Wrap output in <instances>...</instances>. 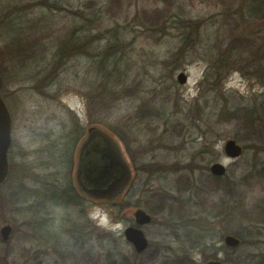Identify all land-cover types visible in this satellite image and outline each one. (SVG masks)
<instances>
[{
	"label": "rangeland",
	"instance_id": "obj_1",
	"mask_svg": "<svg viewBox=\"0 0 264 264\" xmlns=\"http://www.w3.org/2000/svg\"><path fill=\"white\" fill-rule=\"evenodd\" d=\"M36 1L0 0V66L8 71L0 69V74L12 119L8 161L27 167V176L14 169L0 191L9 201L0 226L12 227L9 241H0V264L6 254L9 264H177L188 259L203 264L211 255L254 264L264 253V140L253 139L240 114L263 117L264 75L246 61L221 70L225 76L214 84L205 75L212 61L209 48L227 49L232 31L263 40L264 9L250 10V0H175L163 31L141 23L140 8L158 5L152 0H124L112 13L104 12L110 0H49L53 7L62 6L54 10ZM88 2L92 5L86 9ZM77 8L96 20L94 29L87 23L78 32L82 39L109 30L96 41V51L107 42L121 48L108 59V70L115 67L110 78H123L113 90L119 96L97 108L96 121L117 136L133 171L123 207L82 197L73 204L59 194L70 184L79 193L74 175L80 144L71 142L76 134L80 140L85 136L90 122L85 95L89 82L101 80L89 55L67 56L57 64L56 52L85 22L71 13ZM181 18L200 20V42L177 54L185 35ZM19 49L25 50L26 61ZM20 67L51 80L41 88L20 81ZM181 71L184 83L176 78ZM228 139L243 147L239 157L224 153ZM190 162L192 170L184 167ZM213 162L226 168L219 181L209 171ZM157 194L166 196L174 212L150 213ZM137 205L153 219L143 226L149 246L142 255H135L123 235ZM233 231L248 242L225 245L223 236ZM188 252L192 258L183 256Z\"/></svg>",
	"mask_w": 264,
	"mask_h": 264
},
{
	"label": "trees",
	"instance_id": "obj_2",
	"mask_svg": "<svg viewBox=\"0 0 264 264\" xmlns=\"http://www.w3.org/2000/svg\"><path fill=\"white\" fill-rule=\"evenodd\" d=\"M48 1L49 0H37L35 3L47 7L49 10H54L56 8L58 9L62 8V6H58V5H54L53 7L48 3ZM123 1L124 0H110V6L107 5V7L104 9V12L112 13L111 9L113 8V6L114 5L121 6ZM129 1L131 0H126V3ZM152 1L154 2L153 4H158V5L160 2L164 3V7L162 9H160L158 5H154L155 7H152V8L141 7L140 8V10H142L141 11V15H142L141 23L145 24L146 22H150V24L158 26L163 31H166L164 30L162 21L163 20L166 21V18L168 17L167 12L174 5L175 0H152ZM89 4H91V2H88L86 4V9H89L90 7ZM249 9L252 11L264 9V0H250ZM71 13L77 15L78 17L84 18L85 22H83L80 25H77L76 28L78 30H75L76 35H74L72 39L69 37V39L66 40L65 43L59 48V51L56 52V54L59 53L57 56L58 59L56 61H57V64H59V62L62 63L67 56H72V55L76 56V55H81V54L89 55V57H91V59L94 60L92 65L93 64L96 65L97 71L99 72L101 80L97 82L96 85L91 84L89 82V91L85 95L86 101H87V107L89 109V121H90L89 125H98L102 127L103 129H105L103 126L98 124V122L96 121L97 111L99 110L97 108H102V106L108 104L109 101H112L113 99L116 100L119 96V94L113 93V90H114V87H117L120 84L123 78L117 77L113 80L110 78V76L111 75L113 76V73L115 72V67L114 69L108 70V66H109L108 59L121 48L119 47V45H117L114 42H107L106 45L100 51H96V48L98 46L96 45V41L106 36L109 30L104 31V32H98L97 34L95 33L89 34L87 38L85 37L86 35L85 34L82 39V37L78 35V32L86 28L87 23H89L90 30L92 28L94 29L95 22H96L94 18V14H91L88 17L84 13V11H82L80 8H77V11H73ZM5 18L8 19L9 16H5ZM3 20L4 19H1L0 25L3 23ZM179 21L181 23V26L185 29L183 32L185 33V35L183 36V42L180 45L179 49L177 50V54H182L184 50H186L187 47H190V46L194 47V45L196 44L195 42L197 41L200 42L199 30L201 27L200 26L201 22L200 20L196 21V20H191V19H186V18L185 19L181 18ZM115 30L117 29L116 28L113 29V31ZM259 37L261 38V36ZM263 40H261L262 41L261 42L258 39V37L254 33H251V32L235 34V32L232 31V33H230V40L229 42H227L228 44L227 49L223 51L222 49L217 50L216 46H211L209 48L208 51L211 52L210 59L212 61L211 63H209L210 64L209 71L207 75H205V79L212 80L213 84L216 83L221 77L223 78L225 76L224 71H222L223 72L222 74L221 70H225L229 66L235 64L237 61L248 62L247 63L248 65L255 66L257 68L256 70H258L259 72L261 70L264 75V41ZM6 48H8V45L6 46ZM19 50H20V53H18V56L22 60L26 61L28 57H26L25 55V50L24 49H19ZM232 56H234L233 59H232ZM55 67L56 66L53 67L54 70H55ZM20 68H21V71L17 72V75L21 76L19 80L23 82L29 81L32 83V86H35L37 88L39 87L41 88L42 86H44L51 80L50 78L48 81H44L45 78H47V76L41 77L39 76V73L29 74V73L24 72L25 69H23V67H20ZM0 69L1 71L5 72L4 70H2L1 66H0ZM7 72L8 71H6L5 73L7 74ZM23 72L24 74H22ZM123 74H125L126 76L125 69H124ZM2 96L5 100L3 89H2ZM262 106H263V109H262L263 117L249 115L248 112H244L242 113V115L240 114V117L244 119L242 121L243 124H245L246 127L249 128L248 132L250 131L251 136H254L253 139L261 140V141L264 140V103H262ZM114 137L116 138L117 136L114 135ZM80 139H81L80 134H76V136H74L73 143L71 142V145L74 147L75 145L78 144ZM260 147L264 149V143ZM192 165L193 163L190 162L186 164L184 167L192 170L193 168ZM14 169H17V171L20 172L21 176H27L26 166L17 167L16 164L10 161L9 162V172H8L6 180L0 185V191L4 185H7V183H9V179L12 176ZM213 179L216 181H219L221 177L214 176ZM185 183H186V187L190 185V180L188 179V177H186ZM225 190L229 191L230 189L226 188ZM59 194H61V196L68 195L70 197L68 199L73 204L74 203L78 204V201L81 198V195L77 193L76 189L72 186V184L63 186L62 188L60 187ZM156 196H157L156 199L152 200L153 203L148 208L150 213L152 214L158 213L160 211L165 210L166 208H168L171 211H174L173 206L171 205L170 207V205L167 204V201H165L166 196L164 194H157ZM8 203L9 201L5 199L3 194L0 193V215H1L2 210L5 208V206L8 205ZM244 213L247 216H249V213H246V212ZM261 217H264L263 213ZM233 235H235L236 237L240 239V243L238 246L248 242V240L245 238V236L241 232L233 231ZM0 241H2L1 238H0ZM7 255L8 254H6V258L3 256L5 264H9ZM213 257L216 258V256H213ZM184 261L185 260L183 261L181 260V262H184ZM223 261L232 262L234 264L235 262H238V260L236 259L234 260V258H231L228 256ZM254 264H264V253H259L256 255Z\"/></svg>",
	"mask_w": 264,
	"mask_h": 264
},
{
	"label": "water",
	"instance_id": "obj_3",
	"mask_svg": "<svg viewBox=\"0 0 264 264\" xmlns=\"http://www.w3.org/2000/svg\"><path fill=\"white\" fill-rule=\"evenodd\" d=\"M177 81L184 83L186 74H177ZM3 78L0 74V185L6 180L9 172L8 150L11 145L12 119L7 104L2 96ZM229 158L241 155L243 147L234 139H228L223 146ZM209 171L214 176H222L226 172L221 162H213ZM133 171L125 158L116 138L98 125H89L82 139L76 158L74 181L81 196L94 201H105L115 205L129 185ZM137 226H128L124 230L125 239L137 252L147 248L148 239L141 226L148 224L152 216L145 209L138 207L133 212ZM12 231L10 223L0 226V238L8 242ZM223 242L229 247H236L240 239L232 234H225ZM204 264H234L220 259L207 260Z\"/></svg>",
	"mask_w": 264,
	"mask_h": 264
},
{
	"label": "flooded vegetation",
	"instance_id": "obj_4",
	"mask_svg": "<svg viewBox=\"0 0 264 264\" xmlns=\"http://www.w3.org/2000/svg\"><path fill=\"white\" fill-rule=\"evenodd\" d=\"M81 141L82 140H80L78 143L80 144L81 143ZM79 146V145H78ZM127 191H128V186L125 188V190L123 191V193L120 195V197H119V199H118V205L120 206V207H123V206H126V194H127ZM82 198H84V199H87V200H89V198L88 197H85V196H81ZM170 201H173L172 200V198L170 199ZM138 207H140V206H136L135 207V209H137ZM141 208H143V207H141ZM134 209V210H135ZM171 211V210H170ZM134 212V211H133ZM171 212H174V211H171ZM146 225V224H145ZM145 225H143V226H145ZM128 226H137L136 224H135V221H134V215H133V223H130V224H128L125 228H127ZM143 226H141V228L143 229ZM125 228H124V230H125ZM124 230H123V235H124ZM144 231V230H143ZM147 237V236H146ZM125 238V237H124ZM130 243V242H129ZM131 244V243H130ZM132 245V244H131ZM148 246H149V241H148V245H147V248H148ZM133 247V246H132ZM147 248H145L143 251H141V252H137V251H135V249H134V252H135V255H142L143 253H145V251L147 250ZM183 254H186V255H183L184 257H190V258H192V256L190 255V253L188 252V253H183ZM213 256H216V255H213ZM212 255H211V257L208 259V260H212V259H218L217 258V256H216V258H214ZM180 257V256H179ZM179 260V259H178ZM183 261V260H182ZM187 261H189V259L188 260H185L184 262H181V261H177V264H190V262H187ZM207 261V260H206ZM206 261H204L203 262V264L206 262ZM175 264H176V261H175Z\"/></svg>",
	"mask_w": 264,
	"mask_h": 264
}]
</instances>
